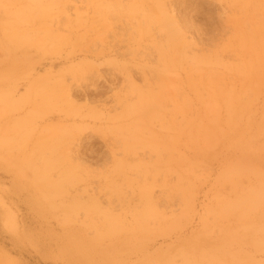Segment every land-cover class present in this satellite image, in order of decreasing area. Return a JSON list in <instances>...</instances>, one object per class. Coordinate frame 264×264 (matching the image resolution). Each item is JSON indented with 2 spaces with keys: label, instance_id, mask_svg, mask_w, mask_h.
Masks as SVG:
<instances>
[{
  "label": "rangeland",
  "instance_id": "rangeland-1",
  "mask_svg": "<svg viewBox=\"0 0 264 264\" xmlns=\"http://www.w3.org/2000/svg\"><path fill=\"white\" fill-rule=\"evenodd\" d=\"M0 264H264V0H0Z\"/></svg>",
  "mask_w": 264,
  "mask_h": 264
},
{
  "label": "bare ground",
  "instance_id": "bare-ground-1",
  "mask_svg": "<svg viewBox=\"0 0 264 264\" xmlns=\"http://www.w3.org/2000/svg\"><path fill=\"white\" fill-rule=\"evenodd\" d=\"M161 11V10H160ZM152 12V11H151ZM161 13H162V15L163 16H165L164 17V19H163V25L165 26V27H167L169 24H170V20H169V17L167 16L168 15V13L165 11V10H162L161 11ZM148 18H150V17H148ZM151 19H153V18H151ZM154 21V20H153ZM148 22V21H147ZM150 22H151V20H150ZM166 22H167V25H166ZM160 26V25H159ZM148 30V29H147ZM164 30V29H163ZM97 91V90H96ZM79 93V92H78ZM87 93H88V91H87ZM78 95V94H77ZM91 142V141H90Z\"/></svg>",
  "mask_w": 264,
  "mask_h": 264
}]
</instances>
